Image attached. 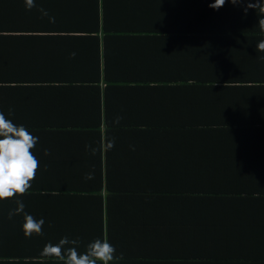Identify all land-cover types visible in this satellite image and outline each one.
<instances>
[{
	"label": "trees",
	"instance_id": "obj_1",
	"mask_svg": "<svg viewBox=\"0 0 264 264\" xmlns=\"http://www.w3.org/2000/svg\"><path fill=\"white\" fill-rule=\"evenodd\" d=\"M245 7L226 3L207 14L213 20L186 31L236 33L240 42L256 45L264 37L261 14L251 8L245 13ZM257 53L243 72L215 66L216 72H206L209 77L183 72L184 79L178 72L149 78L139 73L134 80L146 85L155 108L141 114L150 118L146 132L123 149L107 150L102 161L99 155L94 172L80 167L81 179L67 189L71 198H55L56 192H41L40 185L28 192L36 190L28 205L88 207L93 214L81 223L69 220L65 229L48 224L43 236L7 246L10 229L2 210L12 199L0 200V260L42 256L36 250L40 240L76 239L84 252L107 236L117 250L114 264H264V54ZM0 78H6L4 71ZM232 79L242 82L231 84ZM86 173L94 178L86 180ZM62 215L53 217H69Z\"/></svg>",
	"mask_w": 264,
	"mask_h": 264
},
{
	"label": "crops",
	"instance_id": "obj_2",
	"mask_svg": "<svg viewBox=\"0 0 264 264\" xmlns=\"http://www.w3.org/2000/svg\"><path fill=\"white\" fill-rule=\"evenodd\" d=\"M214 2L35 0L36 7L28 10L25 0H0V71L6 77L0 78V111L39 137L33 151L40 169L33 186H42L41 192H56L51 194L55 198H71L72 191L67 189L81 179L80 167L89 166L94 172L100 159L107 158V150L123 149L142 129L146 132L145 120L150 118L141 114L155 108L148 102L146 85L134 80L139 73L149 78L155 72H178V78L184 79L183 72L199 78L216 72L215 66L228 72L245 70L257 44L240 42L236 33L186 31L214 19L207 15L218 12L207 6ZM197 3L205 5L196 8ZM198 9L199 16L191 15ZM233 80L231 84L242 82ZM116 117H122L118 124ZM86 145L96 149L95 155ZM45 150L50 154L45 155ZM35 191L17 199L25 204V212L44 219V227L56 223L65 229L69 220L81 223L83 216L93 214L88 207L75 211V207L28 205ZM16 207L12 199L11 206L2 210L10 229L4 237L7 246L43 236H25L23 214L8 218ZM59 213L69 217H53ZM76 213L82 214L74 218ZM49 242L58 243L40 240L36 250L42 251ZM0 264L62 262L45 256H7Z\"/></svg>",
	"mask_w": 264,
	"mask_h": 264
},
{
	"label": "clouds",
	"instance_id": "obj_3",
	"mask_svg": "<svg viewBox=\"0 0 264 264\" xmlns=\"http://www.w3.org/2000/svg\"><path fill=\"white\" fill-rule=\"evenodd\" d=\"M228 0H215L210 4V7L219 9L223 7ZM233 5L244 3V0H231ZM25 5L28 10L36 7L35 0H25ZM259 9V28L264 31V0H248V9ZM39 11L44 16H48V12L43 8ZM50 21L54 22V17H49ZM256 50L264 53V39H261ZM75 56V53H72ZM264 60V56L259 57ZM11 113L12 110L9 109ZM122 117H116L115 123H119ZM39 137L33 135L26 126L17 125L6 117L3 111H0V200L14 199L17 207L8 213V218L12 219L15 215L23 214L24 223L23 231L25 236L43 235L44 219L37 220L34 216L25 212V204L22 200L17 199L19 196L28 194L32 188L39 172V160L34 154V149L38 143ZM114 138L108 143V148L114 146ZM86 149H91L95 155L96 149L91 148V145H86ZM49 151L45 150V155H49ZM94 176L92 173H86L85 179L91 180ZM79 241L76 239L70 240L64 237L58 243H47L41 251V255L45 257L55 258L62 264H114L118 259L117 250L107 238H97L90 242L84 252L78 250ZM120 259L123 258L121 253Z\"/></svg>",
	"mask_w": 264,
	"mask_h": 264
}]
</instances>
